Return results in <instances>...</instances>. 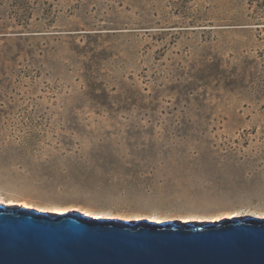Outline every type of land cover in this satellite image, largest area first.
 Segmentation results:
<instances>
[{
  "label": "rangeland",
  "instance_id": "374dc122",
  "mask_svg": "<svg viewBox=\"0 0 264 264\" xmlns=\"http://www.w3.org/2000/svg\"><path fill=\"white\" fill-rule=\"evenodd\" d=\"M0 194L264 217V0H0Z\"/></svg>",
  "mask_w": 264,
  "mask_h": 264
},
{
  "label": "water",
  "instance_id": "95a60500",
  "mask_svg": "<svg viewBox=\"0 0 264 264\" xmlns=\"http://www.w3.org/2000/svg\"><path fill=\"white\" fill-rule=\"evenodd\" d=\"M0 264H264V217L181 226L0 203Z\"/></svg>",
  "mask_w": 264,
  "mask_h": 264
},
{
  "label": "bare ground",
  "instance_id": "6f19581e",
  "mask_svg": "<svg viewBox=\"0 0 264 264\" xmlns=\"http://www.w3.org/2000/svg\"><path fill=\"white\" fill-rule=\"evenodd\" d=\"M0 203L2 204H5V205H9V204H6L3 202V196L0 194ZM65 210L62 209V208H59V207H54L50 212L54 213V214H62ZM245 217V216H244ZM97 218H100V217H97ZM233 218V217H232ZM232 218H229V219H232ZM240 218H243V217H234V219H240ZM228 219V218H227ZM222 220V219H221ZM149 222H152V223H163V221H152V220H148ZM217 221H220V220H217ZM164 222H171L173 224H176V225H186V224H193V225H201V224H197V223H194V222H191L189 220H184V221H179V220H167V221H164ZM209 223V222H207ZM204 224V223H203Z\"/></svg>",
  "mask_w": 264,
  "mask_h": 264
}]
</instances>
